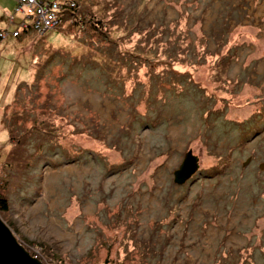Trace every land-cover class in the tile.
<instances>
[{
  "label": "rangeland",
  "instance_id": "obj_1",
  "mask_svg": "<svg viewBox=\"0 0 264 264\" xmlns=\"http://www.w3.org/2000/svg\"><path fill=\"white\" fill-rule=\"evenodd\" d=\"M77 2L14 36L0 0L2 221L44 264H264V0Z\"/></svg>",
  "mask_w": 264,
  "mask_h": 264
},
{
  "label": "water",
  "instance_id": "obj_2",
  "mask_svg": "<svg viewBox=\"0 0 264 264\" xmlns=\"http://www.w3.org/2000/svg\"><path fill=\"white\" fill-rule=\"evenodd\" d=\"M198 157L190 149L184 152L183 158L173 170V182L181 185L197 170ZM0 264H44L32 256L16 239L10 228L0 218Z\"/></svg>",
  "mask_w": 264,
  "mask_h": 264
},
{
  "label": "built area",
  "instance_id": "obj_3",
  "mask_svg": "<svg viewBox=\"0 0 264 264\" xmlns=\"http://www.w3.org/2000/svg\"><path fill=\"white\" fill-rule=\"evenodd\" d=\"M64 1L65 0H17V9L22 8L25 17H28L30 20H22L20 26L11 33L16 36L18 30L24 27L28 22L35 23V27L38 30L47 25H52V22L56 21V18L59 17L57 13L61 12ZM4 33L7 35L5 30L0 31V37L2 39Z\"/></svg>",
  "mask_w": 264,
  "mask_h": 264
},
{
  "label": "trees",
  "instance_id": "obj_4",
  "mask_svg": "<svg viewBox=\"0 0 264 264\" xmlns=\"http://www.w3.org/2000/svg\"><path fill=\"white\" fill-rule=\"evenodd\" d=\"M17 6L18 5H16L15 6V9H17ZM77 7H78V2H77V0H65L64 1V4H63V7H62V10H61V13H60V16H61V14H67V13H72V11H74L75 9H77ZM25 17V16H24ZM22 20H25V18H22L21 20H19L18 22L19 23H21L22 22ZM65 21H68V20H62V22H65ZM17 22V23H18ZM18 28V25H16V27H15V29H17ZM34 28H36L35 27V23H33V22H28L24 27H21L20 29H19V31H21L20 32V34H25V33H27V32H29L30 30H35ZM3 29L2 28H0V31H2ZM13 30H10V33L12 32ZM19 34V35H20ZM16 36H18V34L16 35ZM12 39H14L15 37H13V36H10ZM0 40H2V39H0ZM8 126V125H7ZM7 130H8V134H9V136H8V142L9 143H11V141H12V139L14 138V136L11 134V128H9V126L7 127ZM8 207H9V205H8V201H7V199H6V195L2 192V191H0V211H5V210H7L8 209Z\"/></svg>",
  "mask_w": 264,
  "mask_h": 264
},
{
  "label": "crops",
  "instance_id": "obj_5",
  "mask_svg": "<svg viewBox=\"0 0 264 264\" xmlns=\"http://www.w3.org/2000/svg\"><path fill=\"white\" fill-rule=\"evenodd\" d=\"M28 18V17H27ZM26 20V19H25ZM27 20H30L29 18L27 19ZM1 23V22H0ZM0 28H2V29H4L2 26L0 27ZM6 29V28H5ZM10 37V36H9Z\"/></svg>",
  "mask_w": 264,
  "mask_h": 264
}]
</instances>
